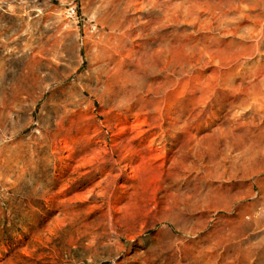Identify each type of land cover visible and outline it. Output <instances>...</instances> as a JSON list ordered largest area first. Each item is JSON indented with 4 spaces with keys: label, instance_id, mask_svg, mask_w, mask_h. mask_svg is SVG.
<instances>
[{
    "label": "rangeland",
    "instance_id": "rangeland-1",
    "mask_svg": "<svg viewBox=\"0 0 264 264\" xmlns=\"http://www.w3.org/2000/svg\"><path fill=\"white\" fill-rule=\"evenodd\" d=\"M0 264H264V0H0Z\"/></svg>",
    "mask_w": 264,
    "mask_h": 264
}]
</instances>
